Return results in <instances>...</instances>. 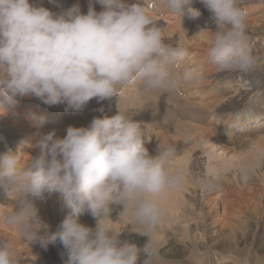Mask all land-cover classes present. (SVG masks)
<instances>
[{
  "label": "clouds",
  "instance_id": "obj_1",
  "mask_svg": "<svg viewBox=\"0 0 264 264\" xmlns=\"http://www.w3.org/2000/svg\"><path fill=\"white\" fill-rule=\"evenodd\" d=\"M91 0L87 13L79 3L53 12L30 0H0V109L25 97L48 106L65 104L80 112L92 100L111 101L142 88L147 93H181L198 82V71H173L188 50L166 43V27H158L149 11L163 7L173 16L195 20L201 13L194 0ZM212 14L216 30L208 55L218 71H254L259 61L248 44V13L243 0H200ZM208 31V30H201ZM103 111V109H100ZM122 112L95 117L88 126H68L60 138L52 130L34 148L38 154L21 166V154H0V189L15 197V208L5 217L29 245L61 244L64 264H152L158 255L154 234L164 215L162 198L180 189L184 176L171 168L177 148L158 147L153 156L145 147V130ZM242 182L251 168L242 170ZM211 182L205 187L211 188ZM62 197L66 214L56 231L41 220L36 200ZM113 205L121 215L129 211L148 237L141 248L121 241L111 227ZM96 219L87 226L80 217ZM13 243L0 242V264H19Z\"/></svg>",
  "mask_w": 264,
  "mask_h": 264
},
{
  "label": "rangeland",
  "instance_id": "obj_2",
  "mask_svg": "<svg viewBox=\"0 0 264 264\" xmlns=\"http://www.w3.org/2000/svg\"><path fill=\"white\" fill-rule=\"evenodd\" d=\"M198 1L200 3V0ZM42 2L47 4L50 0H42ZM150 2L151 0H146V3ZM241 6L247 10L248 19L249 17L255 18L259 24L247 23V42L253 55L258 58V67L248 73L218 71L216 67H212L215 65L211 62L210 57L204 58L202 64L198 62L199 64L193 68L188 64V70L190 67L192 70L198 66L200 72L204 71L203 69L206 67L201 66L203 63L208 67L206 70L213 69L207 76V83L201 86L202 88L192 89L193 93L195 91L198 93L192 94V98H190V101L195 103L199 100L207 103L214 97L211 100L212 109L205 107L202 102L201 106L195 103L193 105L180 103L178 100L183 99L181 96L185 98L189 95L181 92L178 93L179 98L177 97V99L170 94L154 93L151 101L146 103L138 97L134 98L135 96L132 101L129 96L124 97L125 100L113 97L111 101L103 102L92 101V99L79 112L84 116L88 112H96L97 107L100 109L101 105L112 112L119 110V105H124L120 108L124 111L127 106L134 108V110L130 109L128 114H133V120L139 122L145 132L146 130L150 132L144 138L145 147L153 146V151L157 155L159 145L161 148L169 145L176 146L177 154L170 166L172 170L180 173L181 168L177 158L183 153L185 146L189 145L192 135L196 134L193 131L194 124L214 128L217 135L224 139L226 145H230L231 148L235 147L243 155L240 158H232L231 153L233 152L230 150L225 155L222 154V149L218 144L219 139L215 140L214 145L206 143L192 148L193 156L188 163L185 177L191 179L194 185L192 188L194 195L187 193V196L192 198H189L187 203L179 204V211L172 214L169 210L165 211L154 234L158 255L152 264H264V155L257 165L252 158L257 155L254 148L257 139L264 135V17H262L264 16V0H243ZM195 9L204 17L212 16L204 8L201 9V5ZM56 10L58 13L60 9L56 8ZM149 12L160 18L166 15L168 21L181 20L180 17L173 16L163 7L158 12L151 10ZM184 18L186 22L188 19L190 20L187 15ZM184 18H182L183 21ZM210 19L213 22L212 26H207L210 28L206 27L204 30L209 29V32L205 31V34L211 35L209 39L211 41L214 38L212 32L216 30V25L214 20ZM208 45L205 44L204 49H201L207 55ZM189 52L191 50L188 49ZM185 65L181 63L173 71L175 70L174 72L178 74L181 67ZM183 73H179V75ZM30 98L33 101H30ZM220 98L222 101L215 103V100H221ZM123 101L125 102L122 103ZM213 102L214 104H212ZM62 106H64L63 109ZM33 107L51 112L53 106L45 105L35 97H25L14 106H7L4 112L0 109V154L6 153L9 149L19 152L22 157L21 166L31 160L25 158L28 155H33L30 152H38L37 149H34V145L43 135L54 130L57 123L62 122L63 126L68 117L64 120L63 117H59V112L63 111L67 116L68 114L69 116H78L79 114L74 111L66 112L65 104L54 105L58 111L53 112L52 119L43 122L42 128L36 126L37 129H35L36 127L32 125L30 128H26L29 123L37 125L41 123V120L33 119L34 111H31ZM17 109L25 111V114ZM85 109L86 111H84ZM29 117L32 120H28ZM244 117L252 118L245 120L242 124L237 123L238 118L244 119ZM150 123L164 126L153 128ZM225 159L228 161L227 166L223 167L221 174H218L213 168L222 166ZM229 160H231L230 163ZM240 160L244 169L251 168V179L246 183L242 182L240 178L242 172L237 167ZM249 162L254 165L249 166ZM206 182H211L213 186L210 189L206 188ZM9 197L6 191L0 189V202L1 200L3 202L0 203V242L6 239L13 243L14 254L19 264H64L66 254L61 244H50L46 249L42 248L39 243L29 245L14 228L5 223L4 217L14 210V196ZM59 197L61 198L58 193H54L50 199H60ZM60 200L62 203V198ZM34 203L39 209V215L44 209L46 214L42 212L40 217L43 222L45 221L49 225V231H56L61 220L59 214L52 210L51 203L47 207L38 201ZM112 208L110 218L113 221H109V224L114 229L123 231L120 235L121 241L134 242L142 248L147 243L148 237L137 233L142 230V226L135 220L132 212L129 211L119 217L123 207L113 205ZM80 221L93 228L96 225V219L88 213L83 214ZM144 258L142 255L139 264H142Z\"/></svg>",
  "mask_w": 264,
  "mask_h": 264
},
{
  "label": "bare ground",
  "instance_id": "obj_3",
  "mask_svg": "<svg viewBox=\"0 0 264 264\" xmlns=\"http://www.w3.org/2000/svg\"><path fill=\"white\" fill-rule=\"evenodd\" d=\"M30 2L33 3L36 6L46 7V8L50 9L53 12H57L56 8L60 9L59 10V12H60L61 10H65V9L71 7L72 6V2L74 4L79 3V5L81 7V11L83 13H85V14L87 13L89 5H90V0H50V2L47 3V4H44L42 2V0H30ZM127 2L128 3H135L136 0H127ZM91 4H92V6L95 7L97 12L102 10L103 6L100 5L97 2V0H91ZM200 5H201V9L204 8L205 11H208V9L204 5H202V3H199L198 0H194V4H193L194 8L195 7H200ZM248 11H250V10H248ZM209 13L210 12L208 11V14ZM149 15H152L156 19H158V21L156 22L158 27H166L165 32H164V35H165V38H166V40H165L166 43H172L174 46H175V44H178L179 46H182V47L186 48L187 50L188 49L191 50V52L188 53L185 61L183 62V65H185V64L186 65L182 66L180 71L177 70V71H179V73H183V71H188V69H189L188 68V64L191 65V67L193 68V66H195V65H197L199 63L202 64V62H204V58L209 57V55H207V53L201 51V49H204L203 47H205L204 46L205 44H209L208 46H210V43H209L210 40L209 39H210L211 35L209 36V35L205 34L206 32H209V31H206V32L202 31L201 32V30L206 29L207 26H210V25L212 26L211 23H213V22L210 19V18H212V16L206 17L207 16L206 15L204 17V16L200 15L197 19L193 20V19L190 18V20L188 19L187 20L188 22H186L185 21L186 19L184 17H183L184 21L180 20V19H179L180 21L178 19L177 20L174 19V21H168L166 15L162 16L161 18L159 16L157 17V15H155V14H151L150 12H149ZM262 17H264V16H262ZM250 18L251 17H249V19L247 20L248 24H251V25H254V24L257 25L258 24L257 20L255 18H253V19L252 18L250 19ZM207 28H210V27H207ZM213 30H214V28H213ZM205 41H207L208 43H206ZM263 41H264V39H263ZM201 66L208 68L204 63ZM201 66H199V67H201ZM191 67H190V70H191ZM212 67H216V66H212ZM206 68L203 69L204 71L201 70V72L198 70L199 69L198 66L196 68L194 67V69L191 70V71H198L200 73V78H199L197 83H195L194 85H192L190 87H186V88H184L182 90V92H185V94H189V95L185 96V98L183 96H181V98H183V99L178 100L180 103L189 104V105L190 104L193 105L195 103L194 101H190V98H192L191 97L192 94L194 95V94H197L198 92L195 91V93H193L192 89L193 88H197V89L202 88L201 86H203V85H205L207 83V80H206L208 78L207 76H209L210 72H212L211 70H213V69H210V68H209L210 70L209 69L206 70ZM174 69L176 70V68H174ZM205 80H206V82H205ZM156 93H158V92H156ZM153 94L154 93H147V92L143 91L142 88L138 87L136 89L129 90V91L125 92L121 97H116V98L117 99L118 98L119 99L120 98L124 99V97L127 98L126 96H129L130 100L132 101V100H134V98L138 97L142 102L146 103V102L151 101V97L153 96ZM159 94L163 95L162 93H159ZM169 94L171 96L175 97L176 99H177V97L179 98V94L178 93L175 94L174 92H172V93H167L166 95H169ZM200 95H201V93H200ZM210 97H211V93H210ZM213 98L214 97H212V99ZM212 99H209L210 101H208L207 103L206 102H202V101L199 100L195 104L198 105V106H201V104L204 103L205 107L207 106V108L209 107V108L212 109V107H213V106H211V102H212L211 100ZM223 99H225V98H223ZM94 100H96V99L94 98L92 101H94ZM30 101H33V99L30 98ZM215 101H216L215 103H218V102L222 101V99L221 100L218 99V100H215ZM124 102L125 101H123L122 103H124ZM126 102H128V99H126ZM130 104H133V103H130ZM212 104H214V102ZM62 105H64V104H62ZM31 106H33V105H31ZM119 106L121 108L124 105L123 106L119 105ZM63 107L64 106H62V109H63ZM90 108H92V107H90ZM117 108H119V107H117ZM33 109L31 110L32 112L34 111L33 119H36L38 121L41 120V123L39 125H37L35 122H34L35 124L29 123V125H26V128L27 127L30 128L31 125L33 127H36V126L37 127H39V126L41 127V126H43V122H45V120L52 119L54 117L53 112L58 111V110H56V108L54 106L52 107V111L51 112H47V111L42 110L40 108L39 109H35L33 107ZM100 109H103V111H100ZM100 109H99V107H97L96 112L90 110L91 112L90 113L88 112V114H86V115L83 114L84 116H82L79 112H77V113H79L78 116H75V115L74 116H72V115L69 116V114L67 116V114L66 113L64 114L63 111L59 112V117H63L64 120H65V118H67V117L68 118L65 121L66 124L64 123L63 126L61 125L62 122H60L59 124L58 123L56 124L57 127L54 129L55 132H56V135L58 137H60V138H63L66 135V129H67L68 126H75V127L88 126L90 124V122L92 121V119L95 118V117H103L105 115H107L108 117H112V116L118 114V111H119V110H117V111L114 110L115 112H112L111 110H106L103 105H101ZM130 109L134 110V108L133 109L132 108H128V106L126 107L125 111H124V109H122L123 111L121 109L120 110L122 112L128 113V112L131 111ZM104 110H106V111H104ZM18 111L23 113V114H25V111H22V110H18ZM84 111H86V109ZM77 113H75V114H77ZM147 115H148V113H147ZM253 117H255V116H253ZM3 118H4V116H3ZM250 118H252V117H244V119L238 118L237 119L238 120L237 123L242 124V122H244L245 120H248ZM28 120H32V119L29 117ZM197 123H201V122H197ZM151 126L153 128H159V127L161 128L164 125H159L158 123H156L155 125L151 124ZM37 127L35 129H37ZM147 131L148 130H146V132H145V136H148V133L150 134V132H147ZM193 131L196 134L194 136L192 135V138L189 139V141H190L189 145L185 146V148L183 149L184 150L183 153L178 155V158H177V162H179L178 164H179V166L181 168V173L184 176V184H183V186L180 189L175 190V191H171L165 197L162 198L161 203H162V207H163V210H164V215H165V211L166 210H169L170 214H172L173 212L179 211L178 205L181 204V203H185V202L187 203V201H189V198H192V197H188L187 193H191L192 196L194 195L193 189H192V188H194V185H193L191 179H188L187 177H185V173H186L187 167L189 165L188 163H189L191 157L193 156L192 155V153H193L192 148L193 147L199 146V144H206V143H209V144L211 143V144L214 145V143L216 142L215 140L219 139L218 140L219 141L218 144L220 145V149H222V154L225 155L226 152L228 150H230V152H233V153H231L233 155L232 158H234V157H237V158L243 157L242 153H240L238 149H236L235 147L231 148L230 145H226L224 139L220 138L217 135V133L214 130V128H210V126L205 127V126L200 125V124H194ZM254 148L256 149L255 151H256L257 155H254V157H252V158L254 160L253 162H255V165H257L258 161H260L262 156L264 155V135L259 136V138L257 139V141H256V143L254 145ZM147 149L149 150V153L151 155L155 156V152L153 151V146H149V148H147ZM233 150H235V151H233ZM30 153L33 154L32 156H35V155L38 154V152H35V153L34 152H30ZM26 155H27V153H26ZM28 156L25 157V158H27L26 160H30L31 159V156H29V157ZM227 162L228 161L225 159L223 161L224 164L222 166H214L213 170L216 171L218 174H221V171H222L223 167L227 166ZM230 162H231V160H229V163ZM229 163H228V167L230 165ZM238 163H239L238 166H237L239 168L238 170H240L242 172V170L244 169V166H242L241 160ZM247 163H248V161H247ZM249 163H250V164H248L249 166L253 164L252 162H249ZM235 176H237V175H235ZM58 195L61 196L59 193H58ZM13 198L15 200V197H13ZM60 199H56V198L50 199V198H48L45 201L36 200V202L38 201V202L44 204L45 207L49 206L48 204L51 203L52 207L51 206L50 207L52 208L53 211L55 210V212L59 214V218L62 221L64 216H65V214H66V211L62 210V207H61L62 203H61ZM1 202H2V200H1ZM13 206L15 208V203H14ZM38 206H40L39 203H38ZM116 206H121V205H116ZM41 208H43V207H41ZM42 212L44 214H46L44 209H43ZM42 212L40 213V216L42 215Z\"/></svg>",
  "mask_w": 264,
  "mask_h": 264
}]
</instances>
